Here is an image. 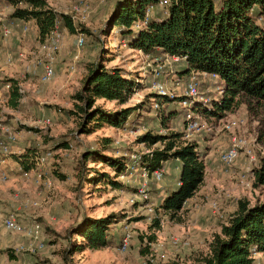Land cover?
Segmentation results:
<instances>
[{"label": "rangeland", "instance_id": "1", "mask_svg": "<svg viewBox=\"0 0 264 264\" xmlns=\"http://www.w3.org/2000/svg\"><path fill=\"white\" fill-rule=\"evenodd\" d=\"M48 1L55 10L70 14L79 27L74 33L61 29V49L56 60L65 56L66 64L62 67L63 64L60 66L56 63V75L47 83L40 79L43 66L38 63L43 58L40 49L45 40H40L33 23L27 24L26 32L12 27V35L20 38L15 40L18 45V42L26 41L32 45L28 46L27 51L24 48L28 44L20 48L16 45L15 50L9 52L11 60L5 63V69L0 70V123L18 132L19 138L13 145L21 150L9 156L11 164L8 178H0V263H11L14 259L10 258L8 250L16 253V247L25 242L21 234L9 232L5 228L4 217L9 213H15L22 226L35 222L43 226L46 248L34 253L22 251L30 264H65V249L69 242L65 236L68 228L82 213L94 217L117 213L119 221L111 230L114 242L102 249L74 253L72 259L69 257L67 261L73 260L78 264H167L175 259L192 263L209 254L214 235L228 222L239 200L247 199L251 204L264 201V188L255 185L254 175V169L261 165L264 158V103L242 97L236 111L228 113L224 119L207 118L199 114L204 127L189 138L198 141L200 149L206 151L207 173L196 195L176 218L159 211L158 205L163 196L161 193L178 188L177 182L182 171L178 159L166 162L165 176L160 182L153 181L149 174L144 176L138 164L132 165L130 175L117 178L122 187L82 181L80 177L83 169L100 170L115 176L114 169L107 164L94 162L91 158L83 163V154L88 150L105 148L103 142L106 137L111 138L112 144L105 148L104 154L127 156L129 160L135 161L141 154L149 152L146 145L139 142L140 135L149 130L159 133L183 131L184 117L180 101L171 103L163 99L157 111L151 109L157 100L150 101L149 97L151 92H156L153 87L156 70L161 72L160 82L176 96L184 95L189 77H181L178 73L184 64L183 60L167 57L164 53L148 56L122 43L118 28L107 25L118 0L84 1V21L73 10L79 0ZM162 10L163 7L159 5L153 14ZM11 11L12 7L7 1L0 0V14L7 16ZM81 33L86 41L79 48L77 40ZM21 52L23 55H20ZM101 54L105 59L108 56L113 59L110 65L124 66L141 84V88L124 106L143 104L141 102L144 101L145 107L138 110L139 113L133 115L125 127L105 126L90 135L80 134L79 116L70 115L68 111L75 109L73 95L83 81L85 64L95 62ZM72 64L76 67L75 79L68 80L67 69ZM197 77L201 96L210 98L218 92V78L205 74H198ZM11 78L19 82L24 94L17 108L8 104ZM168 103L179 111L175 118H168ZM98 104L111 110L123 107L114 101L98 100ZM237 118L244 120V124L233 133L248 142L253 150V158L241 151L233 164L226 165L220 156L231 145L233 133L226 131L224 124L228 119ZM165 121L170 129L164 127ZM157 146L161 144L155 145V148ZM49 151L52 155L48 161L38 166V156ZM16 155H25L22 160L29 168L16 160ZM17 166L24 170H37L40 167L38 172L44 173V182L38 183L32 176L25 177ZM94 172L89 174L94 175ZM48 181L50 185L46 183ZM145 181H148L149 186L147 198L136 193V188L138 190ZM17 193L19 197L15 196ZM214 202L217 204L216 209L212 207ZM202 216H207L208 220L200 221ZM156 219L160 220L159 225L155 224ZM127 233L130 238L128 246L124 248L122 242ZM75 238L80 240V237ZM263 263L264 253H256L254 264Z\"/></svg>", "mask_w": 264, "mask_h": 264}, {"label": "trees", "instance_id": "2", "mask_svg": "<svg viewBox=\"0 0 264 264\" xmlns=\"http://www.w3.org/2000/svg\"><path fill=\"white\" fill-rule=\"evenodd\" d=\"M6 1L12 11L6 17L0 14V41L2 27L16 20H34L43 41L55 29L57 22L60 29L71 33L78 30L79 26L72 16L55 10L48 0ZM161 1L118 0L107 25L117 27L122 43L133 50L147 55L164 53L184 58L186 66L178 70L181 77H189L192 71L218 76V86L221 85L223 91L217 90L209 102L197 100L192 107L199 121V114L224 119L228 113L236 111L242 97L263 104L264 0H168L165 5ZM159 5L163 10L153 14ZM149 9L152 14L145 24ZM108 57L105 59L101 54L95 62L85 64L82 86L73 95L75 109L68 113L79 116L80 134L90 135L105 126L125 127L129 119L145 107L144 101L141 102L143 104L124 106L141 84L124 66L110 65L113 59ZM9 81L12 85L8 104L17 108L21 98L19 82L13 78ZM150 95L149 100H158L160 105L163 99L171 103L179 100L182 105L187 98L185 95L173 98L159 96L155 91ZM98 100L114 101L123 107L111 110L98 104ZM171 103L167 108L169 119L179 114ZM185 112L186 108L182 105L183 131L159 133L149 130L140 135L139 142L145 144L149 152L141 154L136 161L129 160L127 156L104 154L105 148L112 144L111 138L106 137L103 142L105 148L88 150L83 154V163L91 158L94 162L107 164L114 169L115 176L100 170L83 169L81 180L95 185L104 182L122 187L117 178L130 175L132 165L138 164L142 170L146 168L152 174L165 168L168 160L178 159L182 164L178 188L162 197L158 205L159 211L176 218L196 195L207 173L206 151L200 149L199 142L194 138L186 137ZM167 121L163 122L164 127L170 129ZM158 144L161 146L155 148ZM15 157L29 168L22 160L25 155ZM91 171L95 174L90 175ZM254 175L255 185L264 188V158L261 165L254 169ZM118 221L117 213L101 217L82 213L67 230L65 237L69 242L65 249V264H78L73 260L67 261L74 253L112 245L111 230ZM159 222V219L155 220L156 225ZM75 237H80V240ZM8 252L11 253L10 258L15 259V253ZM256 253H264V201L251 204L249 200L241 199L228 222L214 235L209 254L192 263L173 259L167 264H254Z\"/></svg>", "mask_w": 264, "mask_h": 264}, {"label": "built area", "instance_id": "3", "mask_svg": "<svg viewBox=\"0 0 264 264\" xmlns=\"http://www.w3.org/2000/svg\"><path fill=\"white\" fill-rule=\"evenodd\" d=\"M84 1L88 0H79V3H77L73 10L77 12L81 20H86L85 11L86 8H82ZM168 3V0L161 1L162 5H165ZM151 16V10L149 9L145 16L144 23L146 24ZM24 32L28 30L27 25L23 27ZM12 34V30L9 26L4 25L2 27V37H7ZM62 31L60 29L59 22L56 23L55 29L49 34V36L45 39V41L41 45V52L43 55L42 60H39L38 63L42 64L43 66V73L41 75V81L43 83L50 82L56 75V59L57 54L61 49V41H62ZM78 47L82 48L85 45V36L83 33L79 35L78 37ZM1 52V50H0ZM141 52V51H140ZM23 52L20 53V55ZM167 57L177 59V60H183L184 58L178 57V56H170L168 54ZM149 56V55H148ZM78 56H76L77 58ZM10 60V59H9ZM71 71L75 72L76 67L74 64L71 65ZM161 72L160 70H156L155 73V79L153 81V87L155 88L156 92L159 96H167L169 95L171 98L175 97L176 95L169 91L165 84L160 82L159 76ZM198 72L192 71L189 75V81L186 86V90L184 92V95L187 96V98L182 101V105L186 108L185 112V133L186 137L189 138L192 133H194L197 130H201L204 125L201 123L198 119V117L195 115V112L193 111L192 107L195 104L197 100L203 101V102H209V98H204L201 96L200 91V82L198 81ZM212 78H218L217 75H210ZM8 87V85H7ZM217 90L219 92H222L221 85L217 87ZM19 91L21 93V97L24 95L23 90L19 88ZM2 95V90L0 89V96ZM153 108L158 109L160 107V103L157 100L153 104ZM47 122L49 123L50 120L48 119ZM244 124V120L242 119H228L225 121L224 129L230 133H233L236 128H240ZM19 134L16 132L12 127L7 126L6 124L0 123V165H3L6 163L9 156L12 154V146L13 144L18 140ZM241 151L246 152L248 155L252 156L253 158V150L250 148L248 142L241 136H239L236 133H233V136L231 137V145L229 148L221 153L220 159L221 161L226 165L233 164L238 156L240 155ZM52 155V152H46L43 155L38 156V166H43L50 156ZM139 159V158H138ZM136 158V160H138ZM135 160V161H136ZM40 167L31 170H24L21 167L22 174L29 178L30 176L35 177L36 181L38 183L44 182V173L38 172ZM144 176H147L149 174L150 178H152L155 182H160L163 180L165 176V168H160L155 170L152 174H150L146 168L143 169ZM0 178L7 179L8 176L6 173H1ZM151 181V180H150ZM48 185L51 183L48 181L46 182ZM148 181H145L142 185L138 187L137 195L141 197H148L149 188H148ZM16 197H19V194L17 193L15 195ZM212 207L214 209L217 208L216 202L212 204ZM4 226L5 228L12 233H19L22 236L26 238V241L24 244L20 245L18 247V251H41L46 248V243L43 239V226L40 223H33L29 226H22L19 220L17 219V216L15 213H9L4 217ZM129 234L127 233L125 237L123 238L122 246L125 248L128 246L129 242ZM30 264V263H28Z\"/></svg>", "mask_w": 264, "mask_h": 264}, {"label": "crops", "instance_id": "4", "mask_svg": "<svg viewBox=\"0 0 264 264\" xmlns=\"http://www.w3.org/2000/svg\"><path fill=\"white\" fill-rule=\"evenodd\" d=\"M6 17V16H5ZM34 24V27H35V29H36V31H37V25H36V22L34 21V20H29V21H25V22H23V21H21V20H16V21H13V22H11V24H8V25H6V26H9L10 28H11V30L13 31V28L12 27H17L18 28V30H21V32H22V30H23V27L25 26V25H27V24ZM17 28H16V30H17ZM15 30V31H16ZM18 32V31H17ZM23 32H24V30H23ZM13 33V32H12ZM18 34V33H17ZM23 36V35H22ZM24 37V36H23ZM17 39H19L20 40V38H18V37H15V36H13L12 34L10 35V36H7V37H5L4 39L2 38L1 39V41H0V45H2L3 46V48L2 49H0L1 50V52H0V70L1 69H5V67H6V65H5V63L7 62V63H9V59L11 60V57H10V54H9V52H11V51H13V50H15V46L16 45H18L17 44V42H15V40H17ZM18 41V40H17ZM18 43H20V45H18L19 46V48L22 46V45H24L25 46V44H28L27 46H26V48H24V50L25 51H27V48H28V46H31L32 44H29L30 42L29 41H26V42H18ZM131 50H133V49H131ZM135 51H138V50H135ZM138 52H140V51H138ZM33 53V52H32ZM33 57V59H35L36 58V56L34 57V56H32ZM59 57V56H58ZM74 62V61H73ZM76 62V61H75ZM56 63H59V65L61 66L62 64V67L66 64V62H65V56H60V59H58V60H56ZM25 65H28V64H25ZM57 66V65H56ZM186 66V63L184 62V64H183V66L181 67V69L183 68V67H185ZM68 68V67H67ZM140 69V68H139ZM68 71H69V75H68V80H74L75 79V76H74V74H75V72H72L71 71V67H69L68 69H67ZM83 70H84V68H83ZM199 74H205V73H199ZM206 76H209V77H211L210 75H208V74H205ZM222 82V81H221ZM80 84V87L82 86V81H81V83H79ZM62 87L63 86H61V89H62ZM79 87V88H80ZM12 155L13 154H15V153H20L21 152V150L19 149V148H16L14 145L12 146ZM10 164H11V161H10V158H8L7 159V161H6V163L5 164H3V165H0V174L1 173H6L7 174V176L9 175V166H10ZM17 169H18V171H21V166H17ZM178 183V182H177ZM172 189H169V191H166L165 193H161V194H163V196L162 197H164V196H166L170 191H171ZM206 220H208V217L207 216H202V217H200V221H206ZM24 237V236H23ZM25 238V237H24ZM25 241H26V238H25ZM25 243V242H24ZM23 243V244H24ZM20 245H22V244H20ZM19 245V246H20ZM18 246V247H19ZM18 247H16V250H17V252L15 253V255H16V257H15V259L11 262V263H9V264H28L27 263V260H26V258H25V256L23 255L24 253L22 252V251H18ZM21 252V253H20ZM1 264V263H0ZM6 264V263H5Z\"/></svg>", "mask_w": 264, "mask_h": 264}]
</instances>
